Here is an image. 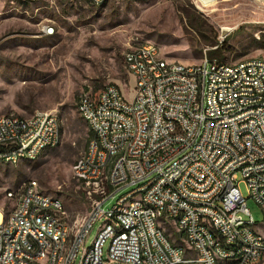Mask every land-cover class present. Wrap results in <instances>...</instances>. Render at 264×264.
I'll return each mask as SVG.
<instances>
[{"label": "built area", "instance_id": "1", "mask_svg": "<svg viewBox=\"0 0 264 264\" xmlns=\"http://www.w3.org/2000/svg\"><path fill=\"white\" fill-rule=\"evenodd\" d=\"M102 5L105 0H96ZM137 1V0H129ZM142 56H123L124 69L136 85L127 103L118 85L82 92L79 116L93 137L74 170L92 201L89 221L72 239L68 264H104L103 247L110 242L107 264H264V234L246 207L252 199L264 211V60L252 58L228 64L204 58L197 70L170 61L154 43L138 44ZM34 122L0 116V157H36L42 145L59 146L62 122L37 111ZM18 135L24 148L9 145ZM105 151H113L105 166ZM100 169H108V190L97 188ZM23 185L20 210L0 226V241H8L4 264H27L43 248L40 233L61 236L66 224L53 225L58 213L42 193ZM247 187L248 198L240 184ZM127 187L133 189L110 208L107 202ZM16 193V192H15ZM145 201V208H130ZM50 209V216H43ZM183 215V222H174ZM102 220V239L85 247L94 225ZM202 221H212L203 230ZM184 228L193 240L186 248L167 240V225ZM177 240L182 242L181 235Z\"/></svg>", "mask_w": 264, "mask_h": 264}, {"label": "rangeland", "instance_id": "2", "mask_svg": "<svg viewBox=\"0 0 264 264\" xmlns=\"http://www.w3.org/2000/svg\"><path fill=\"white\" fill-rule=\"evenodd\" d=\"M88 2V1H87ZM89 3V2H88ZM90 4V3H89ZM83 0H0V116L28 118L49 112L62 122V142L38 160L17 165L0 161V209L15 208L9 192L37 181L43 193L62 200L66 221L75 227L89 214L92 201L74 177L87 149L89 129L77 112L82 92L121 87L126 99L136 80L124 69L131 46L154 43L168 60L197 66L217 46L222 61L264 60V0H107L92 6ZM219 59V58H218ZM133 187L118 191L110 209ZM245 198L247 187L240 184ZM246 207L264 234V211L252 200ZM102 220L90 233L91 246ZM174 243L175 227L167 225ZM110 242L103 247L107 264Z\"/></svg>", "mask_w": 264, "mask_h": 264}, {"label": "bare ground", "instance_id": "3", "mask_svg": "<svg viewBox=\"0 0 264 264\" xmlns=\"http://www.w3.org/2000/svg\"><path fill=\"white\" fill-rule=\"evenodd\" d=\"M90 4L100 6L96 0H87ZM107 0H105L106 2ZM139 1V0H138ZM156 45V44H155ZM157 46V45H156ZM131 54L134 56H142V47H132ZM190 70H197V66H190ZM120 103H127L125 96H120ZM77 111H79V102H77ZM11 119H19L20 117L9 115ZM26 122H34V115L26 118ZM9 145L16 148H24V140L18 138V135H11L9 137ZM0 147H6V140L0 139ZM57 145L45 144L39 148L36 157H17V159H7V157H0V161L5 164L17 165L23 160H38L43 153L50 149L56 148ZM90 147V141L88 143L86 151ZM113 164V151H105V166H112ZM81 182V177H76ZM109 174L108 169H100L98 173L97 188L99 191L108 190ZM32 191L35 193H42L40 186L37 181L32 183ZM9 199H15L16 205L14 210H20L19 200H23V190L18 193L9 192L7 194ZM43 199L45 202H49V207L56 210L58 213L53 217V225H64V229L61 236L47 235V233H40V240H43V248L39 249V257L37 259H27V264H68V256L72 248V239L78 236L82 230V223L89 221V214L83 219L81 223L72 227L67 221V213L65 211L64 204L61 199L47 195L43 193ZM130 208H145V201H130ZM1 210V209H0ZM43 216H50V209H43ZM174 222H183V215H174ZM8 225V218L0 211V226ZM203 230H212V221H202ZM176 234L181 235L183 246L186 248H193V240L188 233H184V228H175ZM104 234V227L101 226L96 239H102ZM167 240L174 241V238L167 232ZM9 251L8 241H0V264H4V258H6ZM158 264V263H150ZM181 264H199L196 259H188L181 261ZM223 264H236V260H223ZM244 264H257V262H250Z\"/></svg>", "mask_w": 264, "mask_h": 264}, {"label": "trees", "instance_id": "4", "mask_svg": "<svg viewBox=\"0 0 264 264\" xmlns=\"http://www.w3.org/2000/svg\"><path fill=\"white\" fill-rule=\"evenodd\" d=\"M223 51H224L223 47L217 46V48L210 53L209 58L210 59H215V58L218 59L219 58L218 60L222 61ZM88 134H89V138H88V141H89L93 137V135L90 131Z\"/></svg>", "mask_w": 264, "mask_h": 264}, {"label": "crops", "instance_id": "5", "mask_svg": "<svg viewBox=\"0 0 264 264\" xmlns=\"http://www.w3.org/2000/svg\"><path fill=\"white\" fill-rule=\"evenodd\" d=\"M85 3H87V4H89L88 2H87V0H83ZM89 5H91V4H89ZM92 6H94V5H92ZM120 87V86H119ZM121 88V87H120Z\"/></svg>", "mask_w": 264, "mask_h": 264}]
</instances>
